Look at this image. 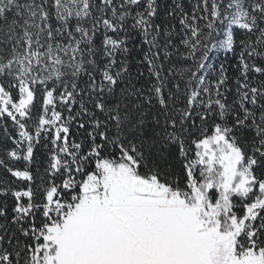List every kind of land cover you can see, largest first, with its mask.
Listing matches in <instances>:
<instances>
[{
  "label": "snow or ice",
  "instance_id": "1",
  "mask_svg": "<svg viewBox=\"0 0 264 264\" xmlns=\"http://www.w3.org/2000/svg\"><path fill=\"white\" fill-rule=\"evenodd\" d=\"M0 264H264V0H0Z\"/></svg>",
  "mask_w": 264,
  "mask_h": 264
}]
</instances>
